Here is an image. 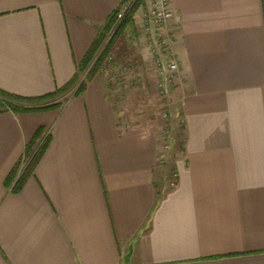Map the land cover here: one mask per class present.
Returning a JSON list of instances; mask_svg holds the SVG:
<instances>
[{
  "label": "crops",
  "instance_id": "obj_1",
  "mask_svg": "<svg viewBox=\"0 0 264 264\" xmlns=\"http://www.w3.org/2000/svg\"><path fill=\"white\" fill-rule=\"evenodd\" d=\"M121 3L0 0V88L36 97L66 84ZM170 4L168 100L146 70L127 76L141 83L124 101L123 82L97 74L60 107L0 108V264H264V0ZM150 5L124 35L147 32L164 59ZM164 103L162 162L165 122L152 118ZM40 127L49 146L14 191Z\"/></svg>",
  "mask_w": 264,
  "mask_h": 264
},
{
  "label": "trees",
  "instance_id": "obj_2",
  "mask_svg": "<svg viewBox=\"0 0 264 264\" xmlns=\"http://www.w3.org/2000/svg\"><path fill=\"white\" fill-rule=\"evenodd\" d=\"M127 0H122L125 2ZM144 0H136L126 16L117 24V9L108 17L103 26L98 30V34L84 56L83 60L77 67V71L73 77L63 86L57 87L55 90L36 97H29L19 95L3 88H0V108L10 109L16 113L40 111L49 108L60 107L64 101L68 99L65 94L73 89L79 82L80 72L87 70V80L78 84L77 89L73 95L81 94L87 85V81L91 80L98 71L102 68L106 58L113 50L118 39L125 33L126 29L134 26V15L138 8L143 4ZM112 32L109 40L104 45L109 34ZM104 45V46H103ZM94 61L91 68L90 65ZM66 97L60 100L61 97ZM49 101L45 104H35L33 102ZM50 142V135L45 134V127H40L34 134L33 139L27 144L26 154L30 160L25 169L18 176L14 186V191H19L31 173L34 171L36 165L45 154ZM19 165L10 173L7 182L11 183L17 175Z\"/></svg>",
  "mask_w": 264,
  "mask_h": 264
},
{
  "label": "rangeland",
  "instance_id": "obj_3",
  "mask_svg": "<svg viewBox=\"0 0 264 264\" xmlns=\"http://www.w3.org/2000/svg\"><path fill=\"white\" fill-rule=\"evenodd\" d=\"M145 2L148 5V0H144V2H143L144 5H145ZM119 22L120 21L117 19V24ZM111 34H112V32L109 34L104 45L109 40ZM124 34L116 42L113 50L110 52L109 56L106 58V60L103 64L102 68L100 69V71H98L96 73V75L99 74L100 76L108 79V81H110L111 84H112V82H114V83H117L119 85L120 81L123 82L120 84V85H122L123 88H122L121 92L119 91L120 92V98L123 99V101L126 99V95L129 91V88L130 87L132 88L133 84L139 85L141 83L139 80L138 82L135 81V83L131 84L130 81L127 80L128 77H132V76L136 77L138 75L142 77V74L145 73L146 70L150 73L152 72L153 74H155L154 75L155 77L157 75L156 64L154 63L157 55H156V53H150L149 49L147 48V44L149 45L148 39L146 38L148 33L147 32L143 33V36L141 37V39L140 38L135 39L132 36L128 37L127 35H124ZM154 36L156 38L157 46H159L158 45V39H157L158 37H157L156 33H154ZM134 61H137L138 65H140V67L138 69L133 68L132 70H129L130 64H133ZM148 61H149V64H148ZM93 63H94V61L91 63L89 68L92 67ZM87 72H88L87 70L80 72V79H79L78 84L80 82L86 81L88 79L87 78ZM141 77H140V79H141ZM78 84L73 89L68 91L65 94V96H67V97L71 96L75 92V90L77 89ZM157 86H158V92H159V95L161 96V98L163 100H168V98H167L168 94L163 95L161 93L159 81L157 82ZM65 98L66 97L63 96L59 99L64 100ZM48 102L49 101L45 100V101H39V102H33V103L45 104ZM159 111L160 112L158 113V115H156V112H155V117H153L152 119H153V121L155 120L154 122H157L158 118H162L165 122V125L161 126V129H162V133H164L165 138H166L164 141H168L170 143V147L168 149V152L166 153L167 156L165 159L160 158V154H161L160 149L163 146L162 144L159 148V153H158L159 159L162 162H165V161H168L170 159V156H171L172 151H173V145L171 142V140H172L171 138L173 135V128L170 126H167L170 123V119H171V114H170L171 110L169 109V103L162 104ZM164 141H163V143H165Z\"/></svg>",
  "mask_w": 264,
  "mask_h": 264
},
{
  "label": "built area",
  "instance_id": "obj_4",
  "mask_svg": "<svg viewBox=\"0 0 264 264\" xmlns=\"http://www.w3.org/2000/svg\"><path fill=\"white\" fill-rule=\"evenodd\" d=\"M135 1L136 0H127L119 5L117 8V19L119 21H121L126 16ZM172 16L173 9L171 7L170 0H151L150 8L144 15L145 24L151 25L154 28L158 37L157 39L159 48L162 50L165 56L164 59L156 57L154 62L156 64L159 86L163 95L168 94V83L173 81L175 73L178 69L176 61L171 59V37L167 36L164 32L165 24ZM164 142L165 143H162L163 146L160 149L161 159L166 158V153L170 147V143L168 141Z\"/></svg>",
  "mask_w": 264,
  "mask_h": 264
},
{
  "label": "water",
  "instance_id": "obj_5",
  "mask_svg": "<svg viewBox=\"0 0 264 264\" xmlns=\"http://www.w3.org/2000/svg\"><path fill=\"white\" fill-rule=\"evenodd\" d=\"M132 252H133V246L130 245L129 251L125 254V257H124L126 262L129 261Z\"/></svg>",
  "mask_w": 264,
  "mask_h": 264
}]
</instances>
